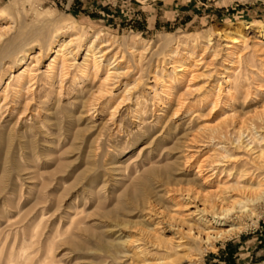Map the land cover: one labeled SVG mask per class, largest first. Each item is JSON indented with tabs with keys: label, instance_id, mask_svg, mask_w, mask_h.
Listing matches in <instances>:
<instances>
[{
	"label": "rangeland",
	"instance_id": "rangeland-1",
	"mask_svg": "<svg viewBox=\"0 0 264 264\" xmlns=\"http://www.w3.org/2000/svg\"><path fill=\"white\" fill-rule=\"evenodd\" d=\"M55 21V35H85L53 73L59 46L41 39ZM246 23L264 24V0H0V48L38 35L0 64L2 263L43 218L56 264H113L100 240L154 253L155 226L162 239L179 232L169 264H264L263 199L223 220L242 227L236 235L199 248L179 240L200 225L198 206L228 208L264 179V43ZM100 31L93 47L107 53L83 70Z\"/></svg>",
	"mask_w": 264,
	"mask_h": 264
},
{
	"label": "bare ground",
	"instance_id": "bare-ground-1",
	"mask_svg": "<svg viewBox=\"0 0 264 264\" xmlns=\"http://www.w3.org/2000/svg\"><path fill=\"white\" fill-rule=\"evenodd\" d=\"M17 4L23 5V4H25V1H19ZM27 5H29V4H27ZM19 9H17V10H19ZM57 21H59V20H57ZM55 23H56V26H55L56 28L53 30V32L51 30V32L48 35H43V38L41 39L43 42L42 47H46L47 45L49 47L50 44H52V43L56 44V46H59L55 50L56 56L54 57V59H52V62L49 64V71L53 72V73L57 70L59 65L62 69H64L67 66V63L69 61V57L71 56V53H73L71 49L73 48L75 41L76 40L78 41V39L82 40L83 36L85 35V31L80 30V29H79V31L81 33V36L79 35L80 33L79 34L75 33V34H72L69 36H64L60 33L55 35V33L58 30H61L63 27V25H62L63 23L56 22V21H55ZM74 26L71 25V27H74ZM246 27L248 29H251L252 27L253 28L254 27L259 28V31L261 33L263 40H260V41L258 40V41L260 43H264V24L257 25L256 23H246ZM3 32L0 31V40L5 36ZM76 32H78V31H76ZM101 35H103V31L102 32L100 31V33H98L97 35H94V36L92 35L91 39L88 40L87 46H86L87 47V53H86V56L84 58V63L82 65L83 70H87V68L90 65L94 69H97V70L100 68V65H101L100 64V62H101L100 58L104 57L106 55L107 51L106 50L96 51L93 46L95 45L96 41L101 38ZM204 37H205V35H204ZM242 37H244V36H242ZM233 38H234L233 42L240 41V40H238L239 37L238 38L233 37ZM36 39H38V35H34L33 39H28V40H24L21 36L15 38L14 40H11L7 45L0 48V64L7 57L17 56L20 52H22V50L24 49L26 44H28L29 42L36 40ZM106 41L108 42V40H106ZM103 43H101V44H103ZM108 43L103 44L101 47L106 46V45H110ZM230 47H232V45ZM172 51H175V50H172ZM38 56H40V55H38ZM35 66H36V63H33L31 65H27L19 74L16 75V77L18 79V83L20 86L27 84L28 82H31L32 79H34L35 74H37L36 70H38V69H35ZM110 69L108 70L109 74H110ZM175 79H176V77H175ZM115 110H118V105L114 106L113 111H115ZM258 157L260 159L264 158V150H261ZM263 180L264 179H262V181H261L259 179V181L257 183L254 182V183H256L255 185H251V186L247 185L248 187H245V188H247L246 190L249 191L251 193V195H248L247 197L245 196L244 198L242 197L241 200H237V198L236 199L234 198V201H233V199H232L231 200L232 201L231 206L228 208L221 207V206L220 207L213 206L214 207L213 210L210 211V210H208V208L206 206H204L203 208H199V206H198L197 211H201V213L205 214L204 216L199 218L200 225L196 226V228L193 226H190L188 229H186L185 233L184 232L181 233V235L179 236V240L187 238V240H188L187 244L190 247H192L194 245L196 247H198V245L202 242L210 244V243H213V240H215V239L231 237V236L236 235L239 232H241L242 227L240 225L232 224V225L224 227L223 225L225 223L223 220L227 219L228 217L231 218V216H234V215H239V214L245 215L248 213H252L253 211L250 208V203L255 202L257 200H261V199H263V202H264V181ZM237 189H238V187H237ZM243 190H244V188H243ZM230 198H231V196H230ZM224 200H226V199H224ZM221 201H222V205H223V200H221ZM42 223H43V218H41L37 222V224L35 225V227L33 228V230L29 234L26 233V229H24L23 235L21 237H19L20 235H18V233H17V235L15 237L14 244L10 250L9 257L6 260L5 264H11V263H13V264H56L55 260H54V255H53L54 254L53 253V244L54 243H52V244L47 243L46 250L45 251L43 250V242H42L43 240H41L42 233L38 232V229H39L38 227ZM150 231H152V233H154V235H156L158 237V242L150 241V243L153 244L154 249L156 250L157 254H159L161 256H158V257L153 256L152 257V255H157V254H154L156 252L153 253L151 248L149 249V247H151L152 245L149 247H145L146 245H148V243L139 244V246H137L136 248L134 246H132V249H131L130 248L131 245H129V244H131V240H125V241H123V243L121 245H118V246L117 245L111 246V245L107 244L106 242L100 240V243L98 245V250H100L102 253H104V255H106L107 257L111 258V260H112L111 262H113V264L115 262H117V264H118V261L120 262L122 258L125 259L124 257L129 258L131 260L129 264H164V263L167 264L168 262H166L167 261L166 259L168 257H170L169 256L170 249H173V247L179 248V246L182 245L181 244L182 242H178L177 244L174 242L175 236L178 235L179 232H177L176 230H175L176 232L172 231L171 237H168L166 239L165 238L162 239V238H160V235H159L160 231L158 230V228L156 226L154 228H151ZM18 238L21 239L20 240L21 245H19L20 246L19 250L26 251V256H25L26 259L24 261H17L16 259H14V255L16 253V248H17L16 244L18 243L17 241H19ZM6 240L8 241V239H6ZM73 240L74 239L72 238L71 243H74ZM139 240L143 241L144 238H141ZM6 242H4L2 248L0 249L1 250L0 253H2L1 257H0V264H3L2 263V255L4 253ZM136 249H139V250H136ZM159 260H164V261L159 262ZM121 263H122V261H121Z\"/></svg>",
	"mask_w": 264,
	"mask_h": 264
}]
</instances>
